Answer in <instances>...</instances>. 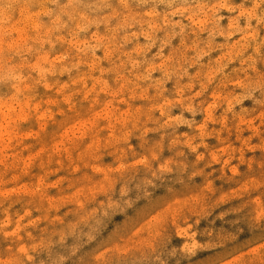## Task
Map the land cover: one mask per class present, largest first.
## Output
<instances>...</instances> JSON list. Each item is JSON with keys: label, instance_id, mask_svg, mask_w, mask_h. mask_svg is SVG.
Listing matches in <instances>:
<instances>
[{"label": "rangeland", "instance_id": "1", "mask_svg": "<svg viewBox=\"0 0 264 264\" xmlns=\"http://www.w3.org/2000/svg\"><path fill=\"white\" fill-rule=\"evenodd\" d=\"M0 264H264V0H0Z\"/></svg>", "mask_w": 264, "mask_h": 264}, {"label": "bare ground", "instance_id": "2", "mask_svg": "<svg viewBox=\"0 0 264 264\" xmlns=\"http://www.w3.org/2000/svg\"><path fill=\"white\" fill-rule=\"evenodd\" d=\"M179 2V1H178ZM165 3V2H164ZM176 3V2H175Z\"/></svg>", "mask_w": 264, "mask_h": 264}]
</instances>
